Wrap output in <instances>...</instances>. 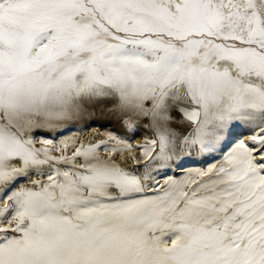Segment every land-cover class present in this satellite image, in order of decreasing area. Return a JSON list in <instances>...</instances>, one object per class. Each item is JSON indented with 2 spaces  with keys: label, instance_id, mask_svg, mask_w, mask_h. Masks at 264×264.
Here are the masks:
<instances>
[{
  "label": "snow or ice",
  "instance_id": "1",
  "mask_svg": "<svg viewBox=\"0 0 264 264\" xmlns=\"http://www.w3.org/2000/svg\"><path fill=\"white\" fill-rule=\"evenodd\" d=\"M0 264H264V0H0Z\"/></svg>",
  "mask_w": 264,
  "mask_h": 264
},
{
  "label": "rangeland",
  "instance_id": "2",
  "mask_svg": "<svg viewBox=\"0 0 264 264\" xmlns=\"http://www.w3.org/2000/svg\"><path fill=\"white\" fill-rule=\"evenodd\" d=\"M109 119H112L111 117H108ZM87 123V126L85 124ZM104 126H101V125ZM143 134L145 132L146 136H139L137 133L133 135L132 133H129L128 135L131 136V142L136 144L140 143L145 137L151 136V131L147 130L143 126ZM99 129L101 133L105 131L114 132L116 135L123 136L124 133L121 131V126L117 123H106V122H97L95 121H88L83 122L81 119L79 121H70L65 126L59 130H57V133H54L55 139L59 140L66 136H73V135H79L82 138H86V135L90 134L91 131H94L95 129ZM143 137V138H142ZM51 138V137H49ZM229 142L224 146L223 151H217L215 154H211L210 157L207 155L205 156H197L193 154V158H187L185 164L183 165V169H177L173 166L172 170H167L168 175H175L180 176L183 174V171L189 168H207L208 166L218 163L223 158V152H226L229 147H231L232 144L237 142L238 140L245 139L241 135L232 136ZM191 157V156H190ZM159 180L164 179V175L162 174L158 178Z\"/></svg>",
  "mask_w": 264,
  "mask_h": 264
},
{
  "label": "bare ground",
  "instance_id": "3",
  "mask_svg": "<svg viewBox=\"0 0 264 264\" xmlns=\"http://www.w3.org/2000/svg\"><path fill=\"white\" fill-rule=\"evenodd\" d=\"M81 120L85 123V122H88V121H92V120H87V118H81ZM107 120H109V118L108 117H106V118H103V119H101V118H97V122H106L107 123ZM92 132L93 131H91V133L90 134H88V135H86V138L87 137H89L91 134H92ZM139 136H146V134H145V132H144V134H143V128L142 127H140V129H139V131H138V133H137ZM252 134V130L251 129H249V128H247L246 126H240V127H236V128H234L233 130H232V132H231V134L226 138V140H227V143L229 142V140L230 139H228V138H231L232 136H236V135H241V136H243L245 139H247V137L248 136H250ZM143 138V137H142ZM226 143V144H227ZM225 144V145H226ZM216 152H214V153H210V154H208L207 156L208 157H210V155L211 154H215ZM187 158H193V156H186L185 158H184V161H183V165L185 164V162L187 161L186 159ZM167 171V170H166ZM163 174V173H162ZM161 174V175H162ZM160 175V176H161ZM159 178V176L157 177V179Z\"/></svg>",
  "mask_w": 264,
  "mask_h": 264
}]
</instances>
